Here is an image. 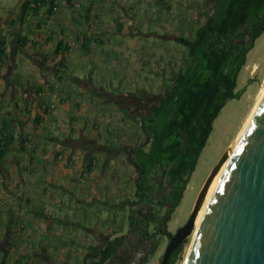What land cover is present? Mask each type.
I'll list each match as a JSON object with an SVG mask.
<instances>
[{
	"label": "crops",
	"instance_id": "1",
	"mask_svg": "<svg viewBox=\"0 0 264 264\" xmlns=\"http://www.w3.org/2000/svg\"><path fill=\"white\" fill-rule=\"evenodd\" d=\"M25 1L6 11L0 0V38L5 41L0 124L9 120L16 136L0 158V248L6 249L0 255L9 258L13 251L15 263L25 255L36 264L65 257L74 262L78 248L87 250L96 234L78 222L76 209H56L60 198L80 203L111 194V178L96 175L98 154L83 139L111 148V127H124L122 121L131 116L118 103L140 102L147 87L164 86L168 74L180 67L178 52L166 42L176 43V37H188L202 26L211 0H46L36 9L32 3L34 10L20 23ZM149 14L154 19L145 26L141 18ZM112 38L119 40L113 55ZM21 61L28 68L17 76ZM107 71L112 93L96 77ZM139 80L149 84L139 86ZM111 105L121 115L115 125L106 110ZM90 158L94 163L88 171ZM106 163L111 165L110 156Z\"/></svg>",
	"mask_w": 264,
	"mask_h": 264
},
{
	"label": "trees",
	"instance_id": "2",
	"mask_svg": "<svg viewBox=\"0 0 264 264\" xmlns=\"http://www.w3.org/2000/svg\"><path fill=\"white\" fill-rule=\"evenodd\" d=\"M46 0H26L19 22L31 4ZM50 9L53 3L50 1ZM264 31V0H211L202 26L194 38L176 37L187 48V59L172 73L162 98L147 107L142 127L149 138L146 145L128 150V160L137 173L135 190L124 202L111 206L121 224L87 248L85 264H146L157 252L163 236L171 237L167 224L179 205L200 153L212 132V124L235 92L238 74L247 53ZM5 41L0 38V68L4 61ZM125 119L127 112L121 110ZM14 125L0 124V158L15 145ZM118 145L112 144V148ZM88 159L87 170L93 168ZM124 223V224H123ZM126 226V230H124ZM180 245L168 264L182 252ZM17 264H36L28 255Z\"/></svg>",
	"mask_w": 264,
	"mask_h": 264
},
{
	"label": "rangeland",
	"instance_id": "3",
	"mask_svg": "<svg viewBox=\"0 0 264 264\" xmlns=\"http://www.w3.org/2000/svg\"><path fill=\"white\" fill-rule=\"evenodd\" d=\"M3 2V8H7L6 11H8L17 5L18 0H3ZM141 19L144 20V24L146 26L149 25L148 21H151V19H154V17L150 16V14L146 16L142 15ZM152 25L155 27L154 23ZM171 33L172 32H168L165 30V34ZM194 34L195 32H192L186 38L192 40L194 38ZM166 44V46L169 48H175L176 55L178 52L179 56H177L179 60V66L183 67L184 62L187 59V48L172 41H168L166 42ZM116 49H119V40L112 38L111 55L115 54ZM166 59L167 54L166 52H164V60L166 61ZM27 68V63H24L23 61H21L20 63L17 62V70H15V74L17 76L24 75L23 70ZM178 70H176L175 73H177ZM166 71L167 67L165 65L164 74L167 73ZM169 76L171 75L168 74V78H171ZM96 77L100 78L102 82L106 81L104 82L105 85L103 86V89L105 91L111 93L113 92L111 84H108L107 82L108 80H110L108 71L103 72L101 75L100 73H97ZM263 79L264 31L256 39L254 47L247 53L245 64L238 74L235 92L241 93L240 97L238 99L229 100L220 111L218 117L214 120L212 124V132L209 135L205 147L199 155L195 171L190 177V180L186 186L179 205L171 214V219L167 224V230L172 235L187 221L192 212L195 200L206 178L208 177L214 166L217 164V162L220 160L222 154L226 151L235 135L241 129L245 118L252 110L256 102L258 92L263 85ZM162 82L163 81L161 80V84ZM170 82L171 81L169 79L164 82V86H157L154 88L147 87V94L141 96L140 102L135 101L132 103H118L120 108L126 107L129 110L128 112L131 116L125 121H122V124H125L124 127H119L117 125V127H114V129H112L111 127V135H107V137H109V139L111 140L109 141V146H111L112 144L118 145L116 148H99V146L95 143L97 142L96 140L88 141L86 136L85 139H83V144H89V146L94 149V152L98 154L99 165L96 170V175L100 177L105 176L111 178V194L107 193V197H101L99 200L91 197V201H88V197H85V199L80 203L76 199L67 201L65 197L62 196L56 209L60 208L61 210H63V212L69 210L68 208L76 209L75 211H72L77 217L78 222L82 223L81 225H87V227L89 226L91 229H94V233L96 234L95 236H98V238L96 237L95 239L94 236V239L89 241L88 245L97 244L99 239L104 238V234L110 233L112 228H118L120 226V215L114 216L111 214V211H108V209L111 210V206H113L114 204H117L121 201L124 202L128 197L132 196L135 190L137 173L129 163L127 151L138 145H146V142L149 138L146 136L143 130L142 120L146 114L147 107L151 104L157 103L162 98L165 86L170 84ZM137 84L139 86L144 84L147 86L149 83L145 80H139ZM154 91L157 94H154ZM113 107V105H111V108L107 106L106 109L107 111H111V125H115L116 122L121 121L119 110H117V113L119 114L116 116V114L113 113ZM104 136H106V134ZM92 137L94 138L93 134ZM108 156L111 157V165H108L106 163ZM99 184L101 188H103V186L101 185L102 182H100ZM97 201L101 203L100 207L97 206ZM92 209H94L95 212H93ZM97 230H99L100 232ZM125 230L126 226H124L123 231ZM86 233L91 232L86 231ZM169 239L170 237L168 236H163L161 238L160 246L157 252L149 259L146 264H160ZM190 240L191 238H189L187 243L183 244L182 252L177 255L174 264H183L189 250ZM0 250L6 251L5 247L0 248ZM21 251L24 252V248H21ZM77 252L79 253V261L74 260L73 262L70 260H66L65 257V260L61 259L58 262H51V264H85V260L89 258L90 252H88L86 248H84V250L78 248ZM1 255L0 264H16L14 262L15 254L13 253V251L10 253L9 258H6L4 256L1 257ZM56 259L57 258L55 257L51 260L57 261ZM135 263L136 260L132 262V264Z\"/></svg>",
	"mask_w": 264,
	"mask_h": 264
},
{
	"label": "water",
	"instance_id": "4",
	"mask_svg": "<svg viewBox=\"0 0 264 264\" xmlns=\"http://www.w3.org/2000/svg\"><path fill=\"white\" fill-rule=\"evenodd\" d=\"M223 161L220 158L206 178L187 221L170 237L160 264H167L189 238L183 264H264V96L219 173Z\"/></svg>",
	"mask_w": 264,
	"mask_h": 264
},
{
	"label": "bare ground",
	"instance_id": "5",
	"mask_svg": "<svg viewBox=\"0 0 264 264\" xmlns=\"http://www.w3.org/2000/svg\"><path fill=\"white\" fill-rule=\"evenodd\" d=\"M264 96V79H263V85L261 87V89L259 90L258 92V95H257V98H256V102L252 108V110L249 112V114L247 115V117L245 118L244 122H243V125L241 126V129L239 130V132L235 135L234 139L231 141V143L229 144V146L227 147L226 151L222 154L221 158H223V162L220 164V168H219V173H221L222 169L225 167L226 163L228 162L230 156L232 155V153L234 152L238 142L240 141L254 111L256 110V108L258 107L259 103L261 102L262 98ZM215 182H216V179L215 181L213 182L212 186L210 187L209 191H208V194H207V197H206V200H205V204L206 202L208 201L212 191H213V188L215 186ZM205 204L203 205V207L201 208L199 214H198V217L196 219V222H195V226L198 225L199 223V220L202 216V213H203V210L205 208Z\"/></svg>",
	"mask_w": 264,
	"mask_h": 264
},
{
	"label": "flooded vegetation",
	"instance_id": "6",
	"mask_svg": "<svg viewBox=\"0 0 264 264\" xmlns=\"http://www.w3.org/2000/svg\"><path fill=\"white\" fill-rule=\"evenodd\" d=\"M170 259V258H169ZM169 261V260H168ZM168 264V263H167Z\"/></svg>",
	"mask_w": 264,
	"mask_h": 264
}]
</instances>
